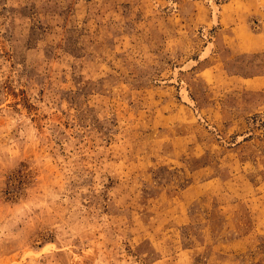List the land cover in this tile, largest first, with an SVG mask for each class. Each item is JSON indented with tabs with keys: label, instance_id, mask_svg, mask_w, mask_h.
<instances>
[{
	"label": "rangeland",
	"instance_id": "374dc122",
	"mask_svg": "<svg viewBox=\"0 0 264 264\" xmlns=\"http://www.w3.org/2000/svg\"><path fill=\"white\" fill-rule=\"evenodd\" d=\"M0 264H264V0H0Z\"/></svg>",
	"mask_w": 264,
	"mask_h": 264
},
{
	"label": "bare ground",
	"instance_id": "6f19581e",
	"mask_svg": "<svg viewBox=\"0 0 264 264\" xmlns=\"http://www.w3.org/2000/svg\"><path fill=\"white\" fill-rule=\"evenodd\" d=\"M212 17H213V21L215 22V18H216V8H215V6L213 8V16ZM210 47H211L210 43L207 44V46H205V48L203 49V55H202L203 57H205L208 54V51L210 50ZM194 63H195L194 60H190V59L187 60L186 64H184L185 68L191 67ZM180 96H181L183 101L192 104V101H191V99H190L185 87H183V86L180 89Z\"/></svg>",
	"mask_w": 264,
	"mask_h": 264
}]
</instances>
